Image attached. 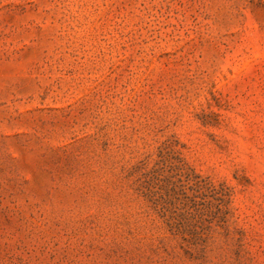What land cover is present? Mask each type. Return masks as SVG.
<instances>
[{
  "label": "rangeland",
  "instance_id": "obj_1",
  "mask_svg": "<svg viewBox=\"0 0 264 264\" xmlns=\"http://www.w3.org/2000/svg\"><path fill=\"white\" fill-rule=\"evenodd\" d=\"M0 264H264V0H0Z\"/></svg>",
  "mask_w": 264,
  "mask_h": 264
}]
</instances>
